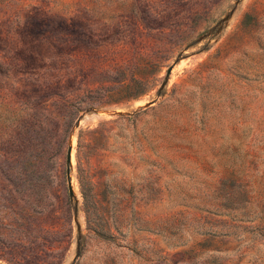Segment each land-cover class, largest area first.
Returning <instances> with one entry per match:
<instances>
[{
    "label": "rangeland",
    "instance_id": "1",
    "mask_svg": "<svg viewBox=\"0 0 264 264\" xmlns=\"http://www.w3.org/2000/svg\"><path fill=\"white\" fill-rule=\"evenodd\" d=\"M0 264H264V0H0Z\"/></svg>",
    "mask_w": 264,
    "mask_h": 264
},
{
    "label": "water",
    "instance_id": "2",
    "mask_svg": "<svg viewBox=\"0 0 264 264\" xmlns=\"http://www.w3.org/2000/svg\"><path fill=\"white\" fill-rule=\"evenodd\" d=\"M171 65L167 67L166 69V75L169 74L170 70H171ZM151 103V101L149 102ZM148 103V104H149ZM71 145L70 143H66L65 146V153H64V163H65V178H66V184H67V192L69 196H72V188H71V184H70V179H69V170H70V160H71Z\"/></svg>",
    "mask_w": 264,
    "mask_h": 264
},
{
    "label": "trees",
    "instance_id": "3",
    "mask_svg": "<svg viewBox=\"0 0 264 264\" xmlns=\"http://www.w3.org/2000/svg\"><path fill=\"white\" fill-rule=\"evenodd\" d=\"M250 15H249V13H246L245 15H244V17H249ZM62 40H65V39H62Z\"/></svg>",
    "mask_w": 264,
    "mask_h": 264
}]
</instances>
